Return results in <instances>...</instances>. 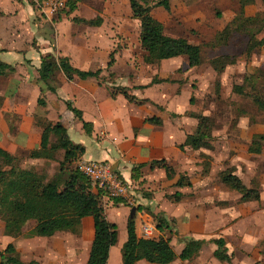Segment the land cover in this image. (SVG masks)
Here are the masks:
<instances>
[{
	"label": "rangeland",
	"instance_id": "rangeland-1",
	"mask_svg": "<svg viewBox=\"0 0 264 264\" xmlns=\"http://www.w3.org/2000/svg\"><path fill=\"white\" fill-rule=\"evenodd\" d=\"M169 4V11L162 7H154L151 13L162 22L168 35L185 37L191 43L199 45L202 64L197 67H189L185 56H178L156 64L144 63L145 51L139 42V22L131 16L128 0H80L76 4V10L72 13L66 14V11H58L51 17V20L40 15L39 11L28 0H0V25L3 26V20L8 26L7 29L10 28L9 30L2 29L0 37L12 46L15 45L14 41L18 37L17 34H21L26 40L32 39V37L37 38L39 34H45V32L53 33L55 24L59 23L66 26L69 24L76 25L74 29L79 26L84 29V33L92 29L91 35L96 42L94 48L98 50L102 58H107V53H114L115 71L113 76L109 77L110 70H107V67H104L102 72L101 77L105 87L110 90L113 85L126 86L128 92L132 94V89L139 86L133 85L137 81H152L154 78L163 79L161 82H151V85L156 87L160 84V88L163 87L161 91L168 98L164 103V105L167 104L165 105L166 108L172 101L173 93L177 95L175 96L178 102L177 114L173 116V119L180 126L182 135L195 133L198 125L197 116L203 115L211 119L213 127L211 136L206 142L207 146L195 149V151L188 152L185 149L181 152L178 164L172 166L175 171L174 176L179 173L176 179L178 180L181 174H186L189 178L187 170L198 172L202 168L201 172H206L212 166L217 172L227 168L234 171L235 167L232 165V160H227V157L237 153H234V149L230 148L229 142L236 144L242 140L246 141L250 135L248 126L264 125V112L252 100L255 93H264V56L260 58L261 48L258 47L248 56L245 52L248 40L246 34L248 32L255 33L257 29L261 28L262 31L256 33V36L258 38L264 36L263 5L260 0H254L253 3L245 5L244 16L255 17V21L246 22L244 25L246 30L243 31L244 28L241 30L234 28L236 21L238 23V20H235L227 43L222 44L219 40L220 32L225 25L240 16L238 15L239 4L237 0H169ZM72 17H75L77 22L74 23ZM95 17L101 19L98 26H88L80 22V19H93ZM85 37L89 38L90 36ZM224 55L232 56L236 61L225 66L221 72H216L213 60L220 59ZM255 56L257 59L254 58ZM215 66L219 67L217 62ZM128 71H131L130 76H127ZM252 72L258 78L253 83L244 82V75H249ZM13 77H18L16 72L0 78L1 93L17 84L16 78ZM234 84H242L244 94L233 92L231 88ZM157 93L155 88L149 92L154 97ZM43 100L42 96L39 101L40 110L44 106ZM153 107L155 106H152V110H154ZM156 109L160 111L158 107ZM37 114H39V110ZM7 122L9 131L16 132L18 128L16 116L8 115ZM42 122L45 123L43 120ZM258 142L263 146V149L264 140ZM222 146L230 151L229 155L226 152L221 154ZM11 154L17 156L19 167L39 171L46 174L47 178H51L57 173L62 158V151L55 153V159L35 160L28 157V150H18ZM252 159L253 162L262 165L260 158L252 157ZM238 161L241 162V159ZM245 161L242 160L244 167L240 166L245 181L248 182V186L257 187V174L260 168H257L256 173L253 174V171H248L245 168ZM262 168L264 170V167ZM252 177L253 180L249 182ZM147 182L145 179L134 185L132 191L138 208L137 215H134L133 218L135 232H141L144 220H150L156 226L154 216L161 214L170 221L171 227L169 230L160 231L154 237L163 236L170 239V244L177 252L180 237L189 236V213L192 210L198 212V208L189 202V196H191L189 193L193 190L180 188L183 196L176 197L175 193H178V188L175 186V182L167 186H161L160 180L156 183H151L150 180L148 184ZM132 208L125 201L104 208L106 218L117 225L116 243L126 238L127 225L132 220ZM175 212L183 215V219L178 223L172 217ZM177 224H179L180 230ZM32 226L33 221H27L22 228V233L17 237H11L3 234V221L0 218V251H3L8 243H12L16 248V244L19 245L24 240H28L30 237L26 233ZM93 232L92 218L84 216L80 223L79 234L90 237ZM79 234L63 231L50 237H32L31 248L25 245L24 252L30 251L31 254L39 256L41 263L46 260L52 264L54 262L61 264V260H58V256L55 254L58 253L56 251H60L61 247L66 246L72 247L74 251L78 250L82 245ZM228 240L235 246L234 239L228 238ZM212 247L215 248V244L207 243L204 245L199 260H210ZM260 262H264V252Z\"/></svg>",
	"mask_w": 264,
	"mask_h": 264
},
{
	"label": "crops",
	"instance_id": "crops-1",
	"mask_svg": "<svg viewBox=\"0 0 264 264\" xmlns=\"http://www.w3.org/2000/svg\"><path fill=\"white\" fill-rule=\"evenodd\" d=\"M2 22L4 27L0 25V31L2 29L9 30L10 28L7 29L8 26L3 20ZM55 25L53 33L45 32V34H39L37 38L32 37V39L26 40L21 34H17L18 37L14 41L15 45L12 46L0 37V60L14 66V72L0 75V78L15 72L18 76L13 77L16 78V85L9 87L6 92H0V146L10 153H15L18 150H29L38 144L42 128L49 121L59 120L66 127L67 134L72 142L81 144L84 147L82 159L110 161L115 171L124 179L130 181L132 187L146 179L148 182L150 180L151 183L160 180L161 186H167L175 182L174 184L179 193L182 191L180 188L193 190L189 193L191 195L189 196V202L192 206L198 208V212L192 210L188 215L189 236L187 237L204 240V245L207 243L214 245L213 238H223L227 251L231 255V264H254L261 261L264 252V170L262 168L264 167V148L260 153H251L248 152L247 145L254 133H264V125L257 126V124H254L248 126L250 135L246 141L242 140L236 144L229 142L230 148H233L234 153L237 154L230 156L231 158L227 157V160H232V165L235 167L234 173L246 185L248 182L245 181V176L240 167H244L242 160H246L245 168L248 171H253V174L256 173L257 168H260L257 174L260 186L259 200L239 202V193L227 188L220 181L217 175L218 172L213 166L206 172H201L202 168L198 172L187 170L190 184L178 186L176 177L179 173H176V176L172 178H168L164 168L151 167L150 164L153 160L164 159L168 165L175 166L178 164L183 150L195 151V149L188 146L180 147L188 135L181 134L180 126L173 119V116L177 114L178 102L175 99L177 95L173 93L172 101L166 108L165 105L167 104L164 105V103L168 98L161 91L163 87L160 88V84L155 87V85H151V81H137L133 85L144 84L147 86L145 88L135 87L136 89H132V94L140 99L145 98L147 101L136 104L128 102L121 94L111 98L109 89L95 78L69 80L61 71L55 73L51 82L56 87L55 92L47 89L41 91L40 86L43 87V84L37 81V67L41 55L45 53L51 52L55 57L66 56L71 65L79 69L95 70L100 68L102 69L101 76L104 67H107L108 57H105V61V58L103 59L98 50L94 48L96 42L91 35L92 29L84 33V29L79 26L74 29L76 25L69 24L66 26L61 23ZM107 54L109 56V53ZM263 56L264 46L261 47L260 58H263ZM254 58L257 59V56ZM114 68L115 64L107 70L114 72ZM129 74H131V71H128L127 76H130ZM154 88L159 93L155 97L149 94ZM42 96L44 106L40 110L38 100L40 101ZM66 102L79 109L82 119L91 124L90 134H86L81 120L67 109ZM152 106H155L153 107L154 110L151 109ZM38 110L39 114H37ZM8 115L16 116L18 126L16 132L9 131ZM151 116L160 117L162 123L155 125L147 122L146 118ZM42 120L45 122L44 124ZM221 149V154L226 152L229 155L230 151L225 146H222ZM252 157L260 158L262 165L253 162ZM239 159H241V162L238 161ZM139 163L145 165L140 169L139 178L132 179L131 169ZM156 179L157 181H154ZM252 180L253 177L249 182ZM142 200L145 199L142 198ZM120 203L108 199L103 207ZM135 209L137 211V206ZM135 215H137V212ZM172 217L177 223L183 219V215L176 212L172 214ZM177 227L180 230L179 224H177ZM140 233H136L137 236H141ZM26 234L30 238L24 240L22 244H16V250L20 258L23 261L35 260L37 264H52L46 262V260L41 263L39 256L31 254L30 251L24 252L26 246L31 248L32 237H36L33 234V226ZM80 236L82 245L78 250H75L76 252L69 246L61 247L60 251H56L58 253L55 254L58 256V260H61V264L85 263L93 234L90 237H85L83 234ZM184 238L180 237L177 254L183 247L182 240ZM228 238L234 239L235 246L232 245L233 243L231 244ZM125 240L126 238L110 247L106 264H122L120 248ZM204 245L193 260L182 261L177 258L169 264H229L220 262L213 257L214 247L211 249L210 260H199ZM22 246L24 247L22 248ZM135 264L150 263L139 260Z\"/></svg>",
	"mask_w": 264,
	"mask_h": 264
},
{
	"label": "trees",
	"instance_id": "trees-1",
	"mask_svg": "<svg viewBox=\"0 0 264 264\" xmlns=\"http://www.w3.org/2000/svg\"><path fill=\"white\" fill-rule=\"evenodd\" d=\"M80 0H65L64 5L58 11H66V14L72 13L76 9V4ZM263 5L262 19L264 21V0H260ZM239 4L240 15L234 18L229 24L225 25L220 32V42L227 43L232 25L236 21L235 29L246 30V22H254L255 17H245L243 10L245 5L251 4L254 0H237ZM131 16L139 22V42L145 55L143 62L146 64H156L161 60L185 56L189 67H197L202 64L201 49L199 45L191 43L185 37L168 35L162 22L156 19L151 10L154 7H162L166 11L170 10L169 0H128ZM77 22L75 17H72ZM81 23L98 26L101 23L100 17L93 19H80ZM248 32L245 52L248 56L255 50L264 46V36L258 38L256 33ZM114 53L110 52L108 56L107 68H110L114 62ZM236 61L234 57L228 55L221 56L220 59H214V70L221 72L225 66L233 64ZM216 62L219 67L215 66ZM61 71L64 76L72 80L74 78L87 79L95 78L103 83L101 77L102 69L83 70L74 67L66 56L55 57L51 52L41 55L37 67V81L42 83L40 90L45 89L55 92V85H52L53 77L56 72ZM14 72V66L10 63L0 60V75ZM113 72H109V77ZM258 76L252 72L244 75V82H251ZM163 79H152L153 82H161ZM147 85H139L136 88H145ZM231 90L237 94H244L242 84L232 85ZM121 94L128 102L142 104L147 99H140L134 94L128 92L126 86H111L109 95L115 98ZM257 107L264 112V93H255L252 97ZM39 102V100H38ZM66 107L81 120L86 134L91 133V124L84 121L81 117V111L66 102ZM198 125L194 134L186 137V140L180 145L181 148L188 146L192 149H199L207 146L206 142L211 136L213 123L207 116L199 115ZM146 121L155 125H160L162 119L158 116L146 118ZM264 140V133H254L247 145L248 152L260 153L262 145L258 141ZM62 151V158L59 162V168L51 178L39 171L18 166L17 156L12 155L8 150L0 146V218L3 221V234L11 237H17L22 233V228L27 221H33V234L35 236L50 237L58 232L67 231L73 234H79L81 220L84 216H90L93 221V237L89 248L88 257L84 264H106L109 249L117 241V225L107 220L102 202L103 191L93 183L90 178L79 170L77 160L84 153V147L81 144L74 143L67 134V129L59 120L49 121L39 134L38 144L28 150V157L35 159H55V153ZM16 163V164H15ZM151 167H162L168 178L175 175L171 165H168L164 159H157L150 162ZM144 163L134 165L131 169L132 179H138L140 169ZM218 178L227 188L239 193V202L260 199V186H247L242 179L234 173L231 168L218 172ZM184 179V181H183ZM186 181V182H185ZM178 186L189 185V178L186 174L179 175L176 181ZM176 197L181 194L175 193ZM115 203L123 202L122 198H114ZM156 227L159 231L170 229V221L161 214L154 216ZM183 247L177 254L170 244V239L163 236L143 237L137 236L133 220L128 222L126 230V240L120 248L121 263L135 264L139 260H144L150 264H169L175 259L182 261L193 260L205 244L204 240L193 237H185ZM215 249L212 252L213 257L220 262L231 264V255L227 251L223 238L212 239ZM0 264H37L35 260L23 261L20 258L15 246L8 243L3 251H0ZM254 264H264V262H255Z\"/></svg>",
	"mask_w": 264,
	"mask_h": 264
},
{
	"label": "built area",
	"instance_id": "built-area-1",
	"mask_svg": "<svg viewBox=\"0 0 264 264\" xmlns=\"http://www.w3.org/2000/svg\"><path fill=\"white\" fill-rule=\"evenodd\" d=\"M39 11V14L51 20L64 5L65 0H28ZM77 167L103 191V205L108 199L122 198L131 207H136L133 187L130 181L124 179L107 160H86L79 158ZM158 233L157 227L150 221L144 220L141 226L143 237H154Z\"/></svg>",
	"mask_w": 264,
	"mask_h": 264
},
{
	"label": "water",
	"instance_id": "water-1",
	"mask_svg": "<svg viewBox=\"0 0 264 264\" xmlns=\"http://www.w3.org/2000/svg\"><path fill=\"white\" fill-rule=\"evenodd\" d=\"M131 212H132V213H131V214H132V217H131V218H132V220H133L134 215L136 214V209H135V208H132V211H131Z\"/></svg>",
	"mask_w": 264,
	"mask_h": 264
}]
</instances>
